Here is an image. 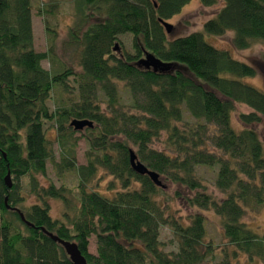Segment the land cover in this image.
I'll list each match as a JSON object with an SVG mask.
<instances>
[{
    "label": "trees",
    "instance_id": "obj_1",
    "mask_svg": "<svg viewBox=\"0 0 264 264\" xmlns=\"http://www.w3.org/2000/svg\"><path fill=\"white\" fill-rule=\"evenodd\" d=\"M189 2L72 0L73 22L63 47L77 53L78 100L50 111L54 89L65 88L73 72L42 68L51 51L34 50L31 0H0V264H72L42 230L74 244L86 264H232L241 256L264 264V234L243 222L247 213L264 209V148L252 128L264 119V93L244 82L257 76L254 68L203 37L231 32L239 51L264 44V0H199L204 9L221 8L204 23L203 34L169 41L161 21ZM124 35L132 38L131 54L118 46ZM145 53L169 68L137 67ZM240 106L250 112L238 115L243 128L237 129L231 116ZM74 120L93 124L83 130L88 144L83 166L75 157V135L83 131L69 127ZM46 124L55 132L53 141ZM162 137L164 150L153 149ZM131 151L149 171L184 188L189 208L220 219L226 245L219 262L206 239L205 217L166 215L160 188L131 170ZM48 163L58 179L75 172V190L42 187ZM198 168L216 170L214 189L222 198L206 192ZM99 170L114 180L108 191L119 185L110 197L91 188ZM8 173L10 189L4 183ZM22 180L37 204L25 206ZM48 200L62 204L60 219L50 217ZM162 228L169 229L175 251H164ZM91 237L95 255L88 252Z\"/></svg>",
    "mask_w": 264,
    "mask_h": 264
},
{
    "label": "rangeland",
    "instance_id": "obj_2",
    "mask_svg": "<svg viewBox=\"0 0 264 264\" xmlns=\"http://www.w3.org/2000/svg\"><path fill=\"white\" fill-rule=\"evenodd\" d=\"M32 7V31H33V44L34 50L37 53H44L51 51L50 61L42 62L41 66L44 70L51 73L60 72L62 70H72L73 76L68 78L67 86L56 87L51 95V98L47 102V106L50 111H54L60 106H67L78 100V78L81 70L78 67L77 53L72 49H65L63 43L67 41L68 30L73 22V6L72 0H31ZM50 7H53L50 9ZM221 5H217L211 9H204L200 6L199 0H190L180 13L174 16L166 23L172 26V32L167 35V39L172 41L176 38H183L193 33L203 34V25L207 21L213 19L217 14ZM50 12V14H39V10ZM45 27L48 31H45ZM204 40L212 47L227 51L231 57L241 63H245L255 69L257 76L254 79H248L244 82L250 86L261 90L264 93V44H256L251 48L239 51L232 45L233 33L227 32L222 37H213L203 34ZM132 38L130 35H124L119 37V47L123 52L132 53L131 47ZM122 102H126L128 93L123 86L120 85ZM104 107V106H102ZM236 112L231 116V124L234 128L242 129L243 126L238 122L239 114H248L250 111L243 107H237ZM188 120V117H185ZM257 132L258 137L264 148V119L258 126H252ZM47 138L50 141L55 139V132L52 129L51 124L45 125ZM87 133L85 131L80 134H76L75 138L78 139L77 147L75 151L77 166H83L86 164L85 154L88 150V144L85 137ZM163 137L159 141H155L152 148L157 151H163L162 146ZM56 162H59V151L55 144L52 145ZM198 178L201 180L202 185L206 188V192L216 199L222 198V196L214 189V181L216 178V170L207 168H198L196 170ZM160 181L163 188L160 195V204L165 209V214L174 217L175 219L181 218L185 220L188 216L196 214H202L205 217V231L206 239L215 246L216 258L214 263L219 262L220 251L226 245L223 238L221 221L214 215L212 211L204 212L199 211L196 208H189L184 201L183 197L188 195L187 191L174 185L163 176H160ZM42 187H48L53 185L55 188L65 187L75 190L77 186V176L75 172L66 173L61 179H58L50 163L47 164L46 175L39 179ZM114 180L103 170H99L98 174L91 185V188L97 190L101 194L107 197L113 195L114 191L119 190V185L114 183L113 192L108 191L109 183H113ZM26 180H22L24 189L23 196L26 197L25 206L29 207L37 204L33 197L28 196L26 189ZM177 195V196H176ZM47 205L49 208V215L52 219H60L63 208L59 201L48 200ZM243 222L258 235L264 234V209L257 208L255 213H247L243 219ZM160 242L164 245L163 249L169 253L175 251L171 245V234L169 229L162 228L160 231ZM88 252L91 255L96 254V240L94 237L89 239ZM206 264H213L208 262ZM232 264H250L246 258L241 256L238 262ZM252 264H261L259 262H253Z\"/></svg>",
    "mask_w": 264,
    "mask_h": 264
},
{
    "label": "water",
    "instance_id": "obj_3",
    "mask_svg": "<svg viewBox=\"0 0 264 264\" xmlns=\"http://www.w3.org/2000/svg\"><path fill=\"white\" fill-rule=\"evenodd\" d=\"M161 26L163 27L165 34L169 35L172 32V26L167 24L166 22L161 21ZM114 51L117 50V46H115ZM137 67L143 68L144 70H151L153 72H156L157 70H167L169 67L167 65L162 64L158 59H156L153 55L149 53H145L144 57L137 62ZM69 127H71L75 132H81L84 129H92L93 124L90 121L84 120V121H78L74 120L70 123ZM129 165L131 170L139 175V176H146L150 179V181L158 188H163L160 177L158 174L149 171L143 164H141L139 161H137L136 156L131 151L129 153ZM5 186L10 189L11 188V180H10V174L8 173L6 177L4 178ZM6 203V200H5ZM21 221L24 222V218L22 215H20ZM26 226L31 227V225L27 222H24ZM44 234L47 235L49 239H51L53 242L60 245L66 256L69 258V261L72 264H86L85 259L81 256L79 251L77 250L76 246L69 242H63L53 236L52 234H49L42 230Z\"/></svg>",
    "mask_w": 264,
    "mask_h": 264
}]
</instances>
